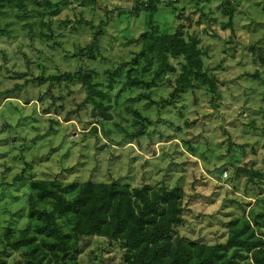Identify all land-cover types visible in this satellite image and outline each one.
I'll use <instances>...</instances> for the list:
<instances>
[{"label":"rangeland","instance_id":"rangeland-1","mask_svg":"<svg viewBox=\"0 0 264 264\" xmlns=\"http://www.w3.org/2000/svg\"><path fill=\"white\" fill-rule=\"evenodd\" d=\"M34 1L24 0L27 11L44 8ZM48 1L58 7L50 30L43 29L51 39L37 36L38 17L17 21L13 8L0 16V264H23V247L12 243L31 228V178L56 180L62 187L83 182L179 187L184 212L177 232L207 245L225 243L232 218L253 221L264 214V0H158L152 18L144 11L132 14L137 3L148 0ZM179 9L191 11L185 38L198 40L215 93L201 85L171 98L176 72L155 78L152 55L130 64L149 22L159 33H170ZM28 22L32 35L23 26ZM96 32V59L72 57ZM169 61L178 71L181 60ZM77 72L106 96L105 113L83 104L85 90L76 78L46 80ZM39 77L46 81L37 84ZM127 79L139 83L126 86ZM138 124L143 129L137 135ZM242 167L261 174L253 178L256 185L247 182L248 175L235 178L234 169ZM73 261L122 264L123 254L116 244L91 237Z\"/></svg>","mask_w":264,"mask_h":264},{"label":"trees","instance_id":"trees-1","mask_svg":"<svg viewBox=\"0 0 264 264\" xmlns=\"http://www.w3.org/2000/svg\"><path fill=\"white\" fill-rule=\"evenodd\" d=\"M34 3L44 8L27 11L24 0H0V16L5 9L13 8L18 12L15 13L17 21L38 17L37 36L51 39L52 34L44 33L43 29L50 30L49 20L58 12V7L48 0H36ZM159 4L158 0L139 2L132 14L144 11L152 18ZM223 13L231 14L227 10ZM190 14L188 9H179L170 33H159L158 27L149 22L150 30L142 32L136 40L140 47L138 56L130 61L132 66L137 65L138 58L152 55L157 65L155 78L176 72L171 98L201 85H205L210 93L216 90L215 82L203 69V52L198 47V40L194 36L185 38V26L191 24ZM230 25L229 17L226 26ZM23 26L28 29V35L33 34L32 22ZM99 36V32L94 33L90 44L78 47L72 57L94 61L99 50ZM136 43L131 42L132 45ZM170 59L181 60L178 71ZM130 72L128 70L127 74ZM62 77L70 82L76 78L85 90L83 104L100 115L105 113L102 101L106 96L97 89L92 78L77 72L75 75L51 76L46 80L60 82ZM46 80L39 77L35 82L41 84ZM138 83L136 79H127L124 84ZM125 110L132 113L135 120L145 122L134 109L127 107ZM142 129L140 126L136 134ZM241 174L248 175L247 182L255 185L253 178L261 176L243 167L234 169L236 179ZM28 185L32 192L27 199L31 228L21 230L20 236L15 237L12 243V246L23 247V264H76L74 257L80 253L86 239L91 237L104 238L109 244H116L123 254L122 264H236L240 260L247 261L244 264H264V214L256 215L253 221L246 216L232 218L227 223L225 243L207 245L186 241L177 232L184 212L183 190L179 187H130L102 182L62 187L56 180L33 178ZM70 192L73 193L70 198L63 195ZM63 227H67V231ZM8 233L7 229L5 237Z\"/></svg>","mask_w":264,"mask_h":264},{"label":"built area","instance_id":"built-area-1","mask_svg":"<svg viewBox=\"0 0 264 264\" xmlns=\"http://www.w3.org/2000/svg\"><path fill=\"white\" fill-rule=\"evenodd\" d=\"M225 176H226V173L223 174V177H225Z\"/></svg>","mask_w":264,"mask_h":264}]
</instances>
